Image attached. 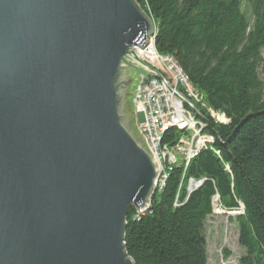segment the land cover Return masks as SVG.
<instances>
[{
	"label": "water",
	"instance_id": "obj_1",
	"mask_svg": "<svg viewBox=\"0 0 264 264\" xmlns=\"http://www.w3.org/2000/svg\"><path fill=\"white\" fill-rule=\"evenodd\" d=\"M154 30L136 0H0V264H134L126 217L156 193L139 132Z\"/></svg>",
	"mask_w": 264,
	"mask_h": 264
},
{
	"label": "trees",
	"instance_id": "obj_2",
	"mask_svg": "<svg viewBox=\"0 0 264 264\" xmlns=\"http://www.w3.org/2000/svg\"><path fill=\"white\" fill-rule=\"evenodd\" d=\"M157 27L156 48L171 55L228 124L202 107L211 149L174 166L141 216L131 207L125 249L134 264H209L208 221L215 198L237 216L240 264H264V0H136ZM179 136L172 130L164 143ZM218 154H217V153ZM203 181L188 193L189 181Z\"/></svg>",
	"mask_w": 264,
	"mask_h": 264
},
{
	"label": "built area",
	"instance_id": "obj_3",
	"mask_svg": "<svg viewBox=\"0 0 264 264\" xmlns=\"http://www.w3.org/2000/svg\"><path fill=\"white\" fill-rule=\"evenodd\" d=\"M153 24L155 31L156 25L154 22ZM133 51L138 60L160 73L158 77L152 71H139L140 91L134 100L135 114L137 117L139 115L142 117L141 122L136 119L137 128L145 137L146 145L158 164V175L154 185L159 191L163 187L168 166L174 165L176 160H183L185 166L191 156L200 154L205 149H211L215 142L213 136L205 133L207 126L199 118L198 113L193 112L194 109L202 104L213 119L219 113L204 105L202 95L193 84L186 82L185 77L175 67L174 60L169 55L158 52L156 39H151V34L144 39L140 38ZM200 115H202L201 111ZM166 123H180L181 131L173 145L166 143L165 150H158V133ZM202 183L203 181H189L188 193L197 190ZM214 201L215 204L219 203V198H215ZM147 210L148 205L139 209L138 216ZM237 210L244 214L242 206Z\"/></svg>",
	"mask_w": 264,
	"mask_h": 264
},
{
	"label": "rangeland",
	"instance_id": "obj_4",
	"mask_svg": "<svg viewBox=\"0 0 264 264\" xmlns=\"http://www.w3.org/2000/svg\"><path fill=\"white\" fill-rule=\"evenodd\" d=\"M153 22L154 21L152 20V23ZM262 55L264 59V51ZM260 73L261 78L264 79V64L260 69ZM195 111L196 113H198V116L200 118V110H198L196 107L193 112L195 113ZM218 116H223L224 121H219ZM135 118L138 122L142 121L141 115L137 117L135 114ZM214 120L221 124H228V119L222 113L216 115V117H214ZM157 191L158 190H156V192ZM240 215L243 214L239 213L238 210L224 211V208L221 210L219 203L214 205L213 215L209 218L208 221L207 238L209 264H240V259L246 254V251L239 244V228L236 218Z\"/></svg>",
	"mask_w": 264,
	"mask_h": 264
},
{
	"label": "bare ground",
	"instance_id": "obj_5",
	"mask_svg": "<svg viewBox=\"0 0 264 264\" xmlns=\"http://www.w3.org/2000/svg\"><path fill=\"white\" fill-rule=\"evenodd\" d=\"M156 35H157V27L155 28V31H153L151 33V39H156ZM169 56L171 57V59L174 60L175 67H177V69L181 72V75H183L185 77L186 82H190L191 83L189 77L184 73L182 68L178 65V63L175 60V58L173 56H171V55H169ZM202 97H203V95H202ZM203 103H204V97H203ZM204 105H206L208 107V105L206 103H204ZM218 117H219V119H218L219 121H221V122L224 121L223 116H218ZM172 130H177L178 132H180L181 131V124L180 123H166V124L162 125V128L160 129V133H158V150H165L166 143H164V137L166 136V134L170 133V131H172ZM198 155L199 154H195L194 156H191V158H189V161H187L185 163V166H183V160H176V163H174V165L168 166V172L164 175L163 187H161V189L159 191L163 190V188L165 187L166 181H167V179L169 177V171L171 170L172 167H174V166H182L184 168V170H186L188 168L189 164L191 163V161L194 158H196ZM150 203L148 204V209L150 208ZM145 212L146 211H143L142 214H139V216L143 215Z\"/></svg>",
	"mask_w": 264,
	"mask_h": 264
}]
</instances>
